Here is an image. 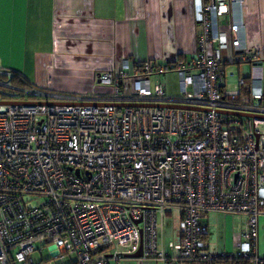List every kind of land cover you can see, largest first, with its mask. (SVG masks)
<instances>
[{
	"label": "built area",
	"instance_id": "2783aa9c",
	"mask_svg": "<svg viewBox=\"0 0 264 264\" xmlns=\"http://www.w3.org/2000/svg\"><path fill=\"white\" fill-rule=\"evenodd\" d=\"M243 4L194 0L195 55L124 58L95 75L109 92L20 87L0 67V264H39L30 254L50 244L59 264L71 255L70 264H122L139 246L169 264H263V79L239 77L227 90L223 70L264 63V48L247 43ZM208 211L246 216L235 254L202 252ZM173 212L180 238L167 258L158 231Z\"/></svg>",
	"mask_w": 264,
	"mask_h": 264
},
{
	"label": "crops",
	"instance_id": "0c3cea01",
	"mask_svg": "<svg viewBox=\"0 0 264 264\" xmlns=\"http://www.w3.org/2000/svg\"><path fill=\"white\" fill-rule=\"evenodd\" d=\"M243 14L249 47L264 48V0H244ZM194 23V0H0V67L53 91L96 93L97 72L118 68L124 58L167 64L194 56ZM248 65L249 75L243 78L261 77L264 86V63ZM261 211L257 254L264 260V208ZM202 222V252H237L247 230L245 215L208 211ZM172 233L168 251L158 239L167 258L177 256L171 244L180 238L179 216ZM122 264L169 263L127 254Z\"/></svg>",
	"mask_w": 264,
	"mask_h": 264
},
{
	"label": "rangeland",
	"instance_id": "374dc122",
	"mask_svg": "<svg viewBox=\"0 0 264 264\" xmlns=\"http://www.w3.org/2000/svg\"><path fill=\"white\" fill-rule=\"evenodd\" d=\"M197 22L194 23V35L196 34ZM174 73H168L163 77V81L167 83V92L168 94H176V83ZM249 75V65L248 63H240V64H227L224 66V76H225V88L227 90L237 89V79L241 76ZM96 93L109 92L110 88L102 85H96V88L93 90ZM67 93V92H65ZM162 222V231L159 233L158 231V239L163 241V247L166 251H168V245L171 241H173V233L172 229L176 226L178 222V216H175V212L173 215L166 214L161 219ZM160 243V242H159ZM55 251L53 246L50 244L46 247H42L41 251H34L30 254V257L35 262H39V264H57L56 259L52 256V253ZM104 251H98L94 256L98 257L103 254ZM107 253V252H105ZM74 260V256H65L64 262L68 263Z\"/></svg>",
	"mask_w": 264,
	"mask_h": 264
},
{
	"label": "trees",
	"instance_id": "16d2710c",
	"mask_svg": "<svg viewBox=\"0 0 264 264\" xmlns=\"http://www.w3.org/2000/svg\"><path fill=\"white\" fill-rule=\"evenodd\" d=\"M12 72H13L12 82L15 85H18L20 87H31L34 85L30 81H28L26 78H24L19 72H16L14 70H12ZM233 261L235 264H252L249 259L240 258V257H235Z\"/></svg>",
	"mask_w": 264,
	"mask_h": 264
},
{
	"label": "water",
	"instance_id": "95a60500",
	"mask_svg": "<svg viewBox=\"0 0 264 264\" xmlns=\"http://www.w3.org/2000/svg\"><path fill=\"white\" fill-rule=\"evenodd\" d=\"M174 107H178V106H174ZM132 257H141V246H139V248L132 254H129Z\"/></svg>",
	"mask_w": 264,
	"mask_h": 264
}]
</instances>
